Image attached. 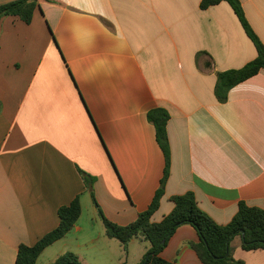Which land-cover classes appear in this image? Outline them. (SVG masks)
I'll return each mask as SVG.
<instances>
[{"label":"crops","instance_id":"1","mask_svg":"<svg viewBox=\"0 0 264 264\" xmlns=\"http://www.w3.org/2000/svg\"><path fill=\"white\" fill-rule=\"evenodd\" d=\"M201 1L40 0L29 24L0 19V264H15L19 245L54 230L77 197L79 219L35 264L66 252L80 264H137L149 243L136 237L124 251L98 209L125 226L152 202L165 166L147 118L158 107L169 115L170 173L152 223L187 192L220 225L240 202L264 210V69L217 100V73L256 49L226 2ZM239 2L264 46V0ZM198 240L182 225L160 257L202 264ZM230 248L236 261L264 264V250H244L239 236Z\"/></svg>","mask_w":264,"mask_h":264},{"label":"trees","instance_id":"2","mask_svg":"<svg viewBox=\"0 0 264 264\" xmlns=\"http://www.w3.org/2000/svg\"><path fill=\"white\" fill-rule=\"evenodd\" d=\"M39 1L14 0L0 5V19L5 16H16L24 23L29 24ZM220 2H226L232 8L243 31L256 49V57L243 67L217 73L214 93L219 102H225L230 88L264 69V46L248 24L239 0H202L200 7L206 9ZM147 118L154 126L156 141L165 159L160 186L149 207L139 213L136 220L128 225L119 226L112 223L98 209V216L104 226L105 236L117 240L124 251L133 238L140 237L148 242L149 248L137 264H174L163 260L160 253L176 229L182 225H190L196 231L199 240L190 246L202 264H243L241 261L234 260L231 255L230 243L237 236L242 239L244 250H264V210L249 207L243 202L239 203L238 210L231 221L220 225L200 209L194 194L187 192L172 196L170 198L174 204L172 211L160 222H151V216L158 209L164 195L165 184L170 173V146L166 129L169 115L165 109L158 107L150 110ZM80 174L84 186L96 203L92 193L94 178L83 172ZM80 214L78 197L69 205L60 207L57 211L58 226L33 246L19 245L15 264H35L44 249L70 232ZM51 264H80V262L77 255L66 252Z\"/></svg>","mask_w":264,"mask_h":264}]
</instances>
